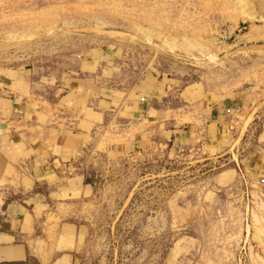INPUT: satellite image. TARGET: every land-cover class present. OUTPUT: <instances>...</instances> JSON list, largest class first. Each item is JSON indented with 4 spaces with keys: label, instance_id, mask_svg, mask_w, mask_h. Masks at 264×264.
I'll list each match as a JSON object with an SVG mask.
<instances>
[{
    "label": "rangeland",
    "instance_id": "374dc122",
    "mask_svg": "<svg viewBox=\"0 0 264 264\" xmlns=\"http://www.w3.org/2000/svg\"><path fill=\"white\" fill-rule=\"evenodd\" d=\"M91 52L121 96L157 86L166 124L198 121L205 94L242 102L217 148L202 131L168 141L166 124L130 150L125 133L100 132L32 209L30 252L42 264L61 249L72 264H264V0H0V71L52 81Z\"/></svg>",
    "mask_w": 264,
    "mask_h": 264
},
{
    "label": "crops",
    "instance_id": "0c3cea01",
    "mask_svg": "<svg viewBox=\"0 0 264 264\" xmlns=\"http://www.w3.org/2000/svg\"><path fill=\"white\" fill-rule=\"evenodd\" d=\"M89 55L85 56L84 69H80L79 62L73 74L56 71L52 81L45 77L44 82L42 76L25 67L0 71V179L6 181L1 184L0 264H30V259L42 264V255H34L27 246L35 219L32 209L35 205L42 207L40 197L56 191L54 183L65 177L62 174L67 165L85 144L94 143L105 130L109 135L123 132L126 136L118 141L119 147L130 150L147 137L152 138V133L155 137L158 124H166L161 120L164 94L157 86L131 87L121 96V88L103 82L99 78L101 70L93 67L100 54ZM130 92L133 98L127 99ZM235 95L215 98L205 94L199 120L178 126L168 121L162 130L167 140L182 143L190 140L193 131H202V139L217 148L231 113L242 102ZM14 172L15 189L8 182ZM39 184L46 186L43 192L34 191ZM63 187L57 186L58 191ZM60 235L73 240L72 233L62 230ZM61 250L47 264L57 260L56 264H72L71 254Z\"/></svg>",
    "mask_w": 264,
    "mask_h": 264
}]
</instances>
